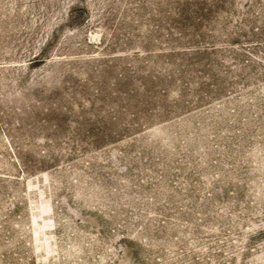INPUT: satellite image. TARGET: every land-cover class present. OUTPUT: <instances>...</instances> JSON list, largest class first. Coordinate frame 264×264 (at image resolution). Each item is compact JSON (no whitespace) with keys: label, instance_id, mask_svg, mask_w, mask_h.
<instances>
[{"label":"rangeland","instance_id":"374dc122","mask_svg":"<svg viewBox=\"0 0 264 264\" xmlns=\"http://www.w3.org/2000/svg\"><path fill=\"white\" fill-rule=\"evenodd\" d=\"M0 264H264V0H0Z\"/></svg>","mask_w":264,"mask_h":264}]
</instances>
